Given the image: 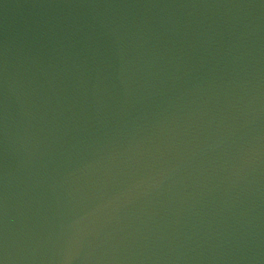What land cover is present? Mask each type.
I'll return each mask as SVG.
<instances>
[{"label": "water", "instance_id": "95a60500", "mask_svg": "<svg viewBox=\"0 0 264 264\" xmlns=\"http://www.w3.org/2000/svg\"><path fill=\"white\" fill-rule=\"evenodd\" d=\"M0 264H264V0H0Z\"/></svg>", "mask_w": 264, "mask_h": 264}]
</instances>
